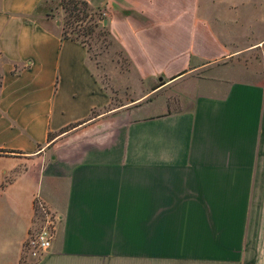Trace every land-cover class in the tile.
Segmentation results:
<instances>
[{
	"label": "crops",
	"instance_id": "0c3cea01",
	"mask_svg": "<svg viewBox=\"0 0 264 264\" xmlns=\"http://www.w3.org/2000/svg\"><path fill=\"white\" fill-rule=\"evenodd\" d=\"M44 1L0 0V264L36 197L59 219L36 264H264V72L219 65L264 54V0H85L152 93L176 87L126 111Z\"/></svg>",
	"mask_w": 264,
	"mask_h": 264
},
{
	"label": "rangeland",
	"instance_id": "374dc122",
	"mask_svg": "<svg viewBox=\"0 0 264 264\" xmlns=\"http://www.w3.org/2000/svg\"><path fill=\"white\" fill-rule=\"evenodd\" d=\"M60 1L61 0H46L42 5L41 11L38 12V16L40 17L46 12L49 14L50 20H48L47 25L53 29H55V21H59L63 26L66 17L60 8ZM222 1L223 0H201V11L205 15L207 14L211 20L213 19V16L216 15H227L230 17L231 15H228ZM242 6L250 5H239V7ZM255 30L256 35L259 33L260 36L264 35V22H257ZM120 52L121 50L119 47L112 45L109 48H105L101 42H93L90 50V65L92 70L111 96L110 109H116L123 106V108L127 107V109H124L123 111L137 110L151 102L167 100L169 94L174 92L176 87L172 86L169 89L156 94L152 93L151 90L157 85L158 81L144 82L139 78L133 67L126 62L125 57ZM225 63L227 64L225 66H228L229 64L230 68L234 69L240 76L247 75L249 69L252 73L264 72V54L260 50L243 54L237 58L230 59L227 62H220L219 65ZM205 72L206 70H200L197 75L203 76ZM144 95H147L148 99L144 100V102L136 103L139 101L136 100ZM34 223L35 218L33 219L32 227L34 226ZM36 263L37 261L33 259H30L29 261L27 260V253L24 247L21 264Z\"/></svg>",
	"mask_w": 264,
	"mask_h": 264
},
{
	"label": "trees",
	"instance_id": "16d2710c",
	"mask_svg": "<svg viewBox=\"0 0 264 264\" xmlns=\"http://www.w3.org/2000/svg\"><path fill=\"white\" fill-rule=\"evenodd\" d=\"M45 1L43 3H45ZM42 5L37 9L35 16H38V12L41 11ZM60 8L66 15L63 26L60 23L59 36L62 41H72L80 44L87 50L89 60H91L90 50L93 42H101L105 48L115 45L120 48V53L123 54L126 62L132 66L131 60L126 55L122 46L113 37L109 26H103V21L107 20L104 8H93L85 0H61ZM45 14L47 19L50 20L49 14L47 12ZM182 74L184 73L180 75ZM156 88L157 87H154V89ZM94 115L95 112H93L91 116ZM66 130H68V128L62 130L61 133Z\"/></svg>",
	"mask_w": 264,
	"mask_h": 264
},
{
	"label": "built area",
	"instance_id": "2783aa9c",
	"mask_svg": "<svg viewBox=\"0 0 264 264\" xmlns=\"http://www.w3.org/2000/svg\"><path fill=\"white\" fill-rule=\"evenodd\" d=\"M34 211L35 223L29 231L24 246L28 261L30 259L38 261L49 251L59 221L57 215L49 210L40 197L34 199Z\"/></svg>",
	"mask_w": 264,
	"mask_h": 264
},
{
	"label": "water",
	"instance_id": "95a60500",
	"mask_svg": "<svg viewBox=\"0 0 264 264\" xmlns=\"http://www.w3.org/2000/svg\"><path fill=\"white\" fill-rule=\"evenodd\" d=\"M107 25V20H104L103 21V26H106Z\"/></svg>",
	"mask_w": 264,
	"mask_h": 264
}]
</instances>
